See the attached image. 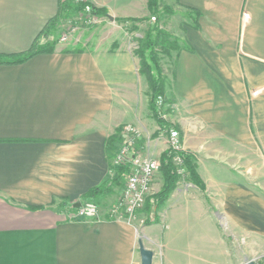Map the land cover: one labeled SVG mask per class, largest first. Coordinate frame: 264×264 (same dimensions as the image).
Listing matches in <instances>:
<instances>
[{
	"label": "crops",
	"instance_id": "crops-1",
	"mask_svg": "<svg viewBox=\"0 0 264 264\" xmlns=\"http://www.w3.org/2000/svg\"><path fill=\"white\" fill-rule=\"evenodd\" d=\"M76 2L106 14L86 28L73 9L51 53L0 66V264H140L139 241L152 264H218L221 219L264 244V0H158L172 10L158 26L181 47L159 60L160 111L204 189L178 183L132 221L108 215L123 182L91 201L95 219L72 208L109 178V137L114 154L122 126L159 130L123 28L150 24L147 0H0V55L27 51L60 4Z\"/></svg>",
	"mask_w": 264,
	"mask_h": 264
},
{
	"label": "trees",
	"instance_id": "trees-1",
	"mask_svg": "<svg viewBox=\"0 0 264 264\" xmlns=\"http://www.w3.org/2000/svg\"><path fill=\"white\" fill-rule=\"evenodd\" d=\"M85 5H89L92 10V14L95 16H104L106 10L98 9L93 7L91 4L86 2H76L74 6L71 3H61L59 6V11L55 17L50 19L39 34L35 37L34 41L31 44V47L22 53L16 55H0V66L1 65H17L21 64L33 56L42 53H51L52 47L50 46V40L54 35L56 26L65 19L70 12L74 9V12L80 13L83 11ZM147 8L150 16H155L159 14L160 10L158 8V0H147ZM189 16L192 19L193 27L198 29L197 19L200 16L199 11L194 9H188ZM162 12L164 14H172L170 8L164 7ZM128 21H140L139 19H130ZM162 38L163 42H168L170 36L161 30L158 27L157 18L152 27L145 33L144 37L141 39L139 46L134 51L135 56L139 59V73L144 76L147 80L149 89H150V101L149 109L151 112L152 118L155 120L159 127V131H168L171 128V125L168 124L161 116L159 111L158 103L163 101V78L161 70L158 64V58L155 51V47L159 44V39ZM173 51H178L181 47L178 45L177 41L169 42ZM116 137L111 136L108 138L105 144V153L109 161V170L114 173L113 176H109L103 183L98 186H95L89 189L81 197V203L91 202L97 199L104 198L112 192V188L118 186L120 179L126 174V167H113L111 164V151L113 148V143ZM178 157L183 168L188 174L189 179L201 190L204 189L202 181L199 179L195 166L192 164V156L188 153L177 151L173 152L171 149L165 150L160 156V168L163 175L164 184L159 193L152 195L146 201L145 209L150 211L152 207L160 206L171 191L175 188V182L177 179V174L175 167L172 165V161L175 157ZM76 209L72 208V211Z\"/></svg>",
	"mask_w": 264,
	"mask_h": 264
},
{
	"label": "built area",
	"instance_id": "built-area-1",
	"mask_svg": "<svg viewBox=\"0 0 264 264\" xmlns=\"http://www.w3.org/2000/svg\"><path fill=\"white\" fill-rule=\"evenodd\" d=\"M78 16L82 25L91 27L99 22L97 16L92 14L89 5H85ZM150 19L155 21L154 17ZM66 39V35H62L60 40L65 41ZM166 134L168 148L173 152L179 151L177 132L169 129ZM121 136V143L113 155V164L114 167H126L127 172L122 177L124 182L119 198L108 211V215L111 219L132 221L136 218L137 213L144 208L159 163L151 155L142 154L140 134L135 127L125 125ZM175 159L180 162L177 156ZM98 213L99 208L95 202H85L75 210L72 217L73 219H95Z\"/></svg>",
	"mask_w": 264,
	"mask_h": 264
},
{
	"label": "rangeland",
	"instance_id": "rangeland-1",
	"mask_svg": "<svg viewBox=\"0 0 264 264\" xmlns=\"http://www.w3.org/2000/svg\"><path fill=\"white\" fill-rule=\"evenodd\" d=\"M160 12H162V11H160ZM159 14H155V16L154 15L150 16V18L151 17L157 18V23H158ZM78 18H79V16H78ZM78 21L80 22L79 19H78ZM143 21L145 22L146 20L141 19L140 21H127V22L123 23V28H124V32H125V42H126L125 44L129 45V47H138L139 43H140L141 39L144 37L145 33L149 30L150 27H152L153 23L155 22V21H151V19H150L149 20L150 24H144L145 26L142 25V30L139 31L138 30L139 25ZM83 26H85L86 28L90 27V26H86V25H83ZM55 31H56V28H55ZM137 33H140V35L142 37L140 38L138 35H135ZM159 40H160L159 44L155 47V51H156L157 58H158L159 68H160L161 74H162V69H161L159 60L161 58V54H164V53L170 54V51H173L172 47L169 43L170 41L171 42L173 41V38H170V40L168 42H163L162 38H160ZM162 78H163V75H162ZM149 101H150V89H149ZM158 106H159V111H160L162 109V103H160V104L158 103ZM160 114H161V111H160ZM161 116H162V114H161ZM127 125H131V126L135 127L132 124H127ZM124 126H122L119 129L117 136L119 134L122 135V129ZM171 128H172V126H171ZM172 130L176 131L175 129H172ZM160 132L165 133L164 135H162L163 136L162 138L164 139V144L159 142L158 141L159 139H156L157 134ZM139 134H140L141 142L143 141L141 143L142 154L143 155H147V154L151 155L159 163V168L153 177V181H152V185H151V191L147 195V198L145 200V205H146L147 199L149 197H151L152 195L159 193L163 187L164 180H163V175H162V171L160 168V156L162 155V153L165 150H167L169 148H168V144H167L168 139H167L166 131H159L158 130L154 133H152L150 131L148 133V135L147 134L145 135V137L141 134V132H139ZM177 134H179V133L177 132ZM178 142H180L179 136H178ZM179 146H180V143H179ZM179 151L188 153L187 151H183L181 149H179ZM111 152H113V151H111ZM188 154L191 155L190 153H188ZM111 155L113 156L114 154L112 153ZM172 162H173L172 165L175 167L176 174H177L175 187L177 186L178 183H180V184L190 183V184L195 185L189 179L188 174L185 171V169L183 168L181 162L177 161V159H175V158ZM191 162L195 166V161H194L193 156H192ZM111 164L114 167L113 158L111 160ZM113 175H114V173L111 172L110 176H113ZM122 179H120L119 184H121V182H124V180L122 181ZM155 180H156V182L158 181V186H155L153 188V182H155ZM158 187H159V189H158ZM145 205H144V208L141 212H143L145 210ZM248 261H253L255 264H264V244H261L255 240L245 239L242 236H238V235H235V234L229 232V229H228V226H227L225 220L221 219V222H220V254H219V263L218 264H244L245 262H248ZM161 264H164V263L161 262Z\"/></svg>",
	"mask_w": 264,
	"mask_h": 264
},
{
	"label": "water",
	"instance_id": "water-1",
	"mask_svg": "<svg viewBox=\"0 0 264 264\" xmlns=\"http://www.w3.org/2000/svg\"><path fill=\"white\" fill-rule=\"evenodd\" d=\"M81 205L80 202L76 203L74 207L77 209ZM139 256H140V264H152L153 253L149 250L144 249L141 241L138 242ZM244 264H255L253 261L245 262Z\"/></svg>",
	"mask_w": 264,
	"mask_h": 264
}]
</instances>
